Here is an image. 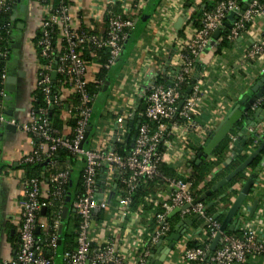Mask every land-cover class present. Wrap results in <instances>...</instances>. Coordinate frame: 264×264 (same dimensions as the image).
I'll return each mask as SVG.
<instances>
[{"label":"built area","instance_id":"built-area-1","mask_svg":"<svg viewBox=\"0 0 264 264\" xmlns=\"http://www.w3.org/2000/svg\"><path fill=\"white\" fill-rule=\"evenodd\" d=\"M59 5L55 8L51 4H35L38 9L36 19V30L41 32V36L36 42L39 48V55L48 60L45 64L39 63L35 57L34 43L31 40L32 60L35 70V89H41L46 107L39 109V114H34L31 107L26 112L24 121L17 123L15 119H8L0 114V141L2 128L5 125H16L24 132L31 134L37 138L40 143L32 140L33 148L31 153L24 156L20 163L38 162L49 152H53L56 148L61 147L74 156H81L83 159V192L75 197L72 201V208L77 217L80 219L77 230H75L76 248L71 251H64L60 255V264H147V252L144 247L155 245L158 242L165 241L170 233V226L166 221L168 214L174 210H180L182 219L197 216L203 220V224L199 227L200 237L197 241H203V236H209L211 239L215 237L219 231L220 224L216 221V216H206V207L201 203H196L190 191L189 183L186 181H174L169 184V193L166 199L159 203L158 216L155 215L156 226L149 231L148 239L143 241L138 238L143 225L140 223L144 216L141 207L135 210H129V199L121 198L114 206L119 214V220H124L125 229L124 236L126 239L137 240V246H128L118 244L114 237L116 228L115 221L108 224L109 235L105 241L96 236V231L100 228V224L94 223L93 216L98 212H107L110 210V204L106 196L109 189L116 178L117 181L124 185L128 193L132 192L141 178L151 176L155 173L156 163L159 161L157 146L162 140L164 129L161 124L171 120L174 117L175 109L180 100L179 92L172 87L163 86L157 83L155 76L148 82L142 91L145 109L144 117L149 121L158 123L160 127L152 132L148 126L143 125L136 130V137L131 142L130 150L121 156L112 149L104 150L101 147L79 149L80 143L84 139V135L89 126V120L92 115V104L95 96L87 94L86 86L89 84L87 75L90 64L87 63L82 54L76 53L75 46L83 42L93 44L97 48L103 49L106 54V61L100 65L103 70H111L117 63L122 51V44L127 39L128 30L132 29L135 22L136 13L126 15L120 11V14L107 17V28L103 35H98L93 29L89 30L88 35H80L75 33L73 24L76 18H79V12L73 14L70 7L65 4V0H57ZM115 2L117 0H111ZM7 0H0V10L5 8ZM243 3V2H241ZM111 4V3H109ZM142 5V2L134 6ZM245 10L241 13V7L237 2L220 0L215 10L205 16L203 26L196 32L195 38L187 45L189 57L184 55L182 50L184 47L179 42L175 43V67L177 71L169 72L168 76L178 84L184 80V76L192 73L194 65L203 52L211 48L209 37L225 22V18L230 13H234V21L232 22L228 34L237 38L243 24L251 25L257 17L264 16V6L257 5L256 0H248L244 2ZM137 11V10H136ZM106 16L105 11H93L91 19L93 21H102ZM190 17L183 23V26L189 21ZM57 28L59 37L58 43L52 45L51 34L53 29ZM34 37V36H33ZM33 39V38H32ZM59 42H65V47H60ZM194 46V47H193ZM207 49V50H208ZM59 54L56 63L51 65V57ZM264 33L254 40L244 53L243 60L251 63L259 62L264 59ZM1 57H6L5 53H0ZM242 65V64H241ZM53 66L55 68L53 69ZM63 75L68 78L69 87L63 89V98H67L72 94L80 96V106L75 108L76 114H71V108L67 111V116L72 115L76 119V124L71 133H63L56 137L52 136L48 126L46 114L47 108L51 107V102L55 101L53 92L50 88V75L52 72ZM262 74L264 70L261 71ZM6 71L0 74V98L5 99L7 93L4 89ZM193 95L184 100L183 106L179 111V118L190 121L199 106V87L192 86ZM138 91L139 88L135 87ZM60 100L55 102L59 105ZM264 110V98L256 100L252 105V110ZM130 113L120 116L115 124L116 143L125 142L128 134L127 123ZM188 126V124H185ZM185 125H173L170 127L169 134L179 141L178 144H169L167 157L168 162H176L177 159L192 158L193 153L187 150L184 139L181 138L185 131ZM192 125V124H190ZM248 134L253 135L256 140L264 138V117L254 126L248 129ZM250 146L241 155L251 154L254 149ZM248 154V155H249ZM186 159V160H187ZM105 168V183L101 188L97 187L95 174L97 170ZM127 174V177H123ZM112 182H108V180ZM69 181L68 172H58L50 177V183L54 184L55 189L49 192L47 200L42 199L41 183L37 179L24 180L21 184L22 202L20 205V223L18 227L19 248L15 255V259L8 264H55L53 258H46L44 251L53 252L58 244V229L61 225L60 212H53L50 221L46 220L43 225L44 237L36 239L34 232L39 226L38 214L42 208L51 206L53 200L62 198L63 187ZM45 191V192H47ZM107 192V193H106ZM102 195V197H100ZM100 197V198H99ZM261 211L264 212V194L261 198ZM146 204L154 206V201L146 199ZM184 206H188L182 209ZM247 209L241 207L239 215L246 214ZM119 222L118 220H116ZM51 232V233H49ZM259 228L253 229L247 227L242 231V235L238 237L224 235L221 237L215 251L211 254L209 261L211 264H243L249 256L253 258H264V243L259 241ZM44 238L46 243L44 245ZM139 242V243H138ZM191 242L188 239L182 244L183 253L181 255L184 264H202L204 260V250L199 248L187 249L186 245ZM92 245L95 250H92ZM209 246V245H208ZM207 246V249H208Z\"/></svg>","mask_w":264,"mask_h":264},{"label":"crops","instance_id":"crops-1","mask_svg":"<svg viewBox=\"0 0 264 264\" xmlns=\"http://www.w3.org/2000/svg\"><path fill=\"white\" fill-rule=\"evenodd\" d=\"M216 1L159 0L157 3L152 4L147 22L142 26L139 35L137 32L133 39L128 37L129 41L127 39L124 43V47L129 43L127 49L122 48L116 65L109 70L112 75L107 82L106 90H103L107 91V94L94 100L92 104V115L88 126L90 127V132L86 142L83 144L85 149L101 147L104 150H114V145L117 144L115 132L117 119L127 113H130L131 117V114L133 112L135 114L137 110V117H140L145 109L142 95L145 86L157 74L159 68H168L169 72H173L176 69L174 42L177 34L175 29L177 21L182 18L184 23L187 18H191L194 12L205 9L207 5L208 7H213ZM246 1L248 0H240L243 3ZM186 4L188 7H185ZM14 5H16V13L13 11L15 14V28L10 33L11 40L9 44L10 53L7 64V75L15 78V91L6 92L7 97L10 98L9 101L0 98V114L8 119H15L17 123H20L24 121L26 112L30 108L31 94L35 86V70L31 58V40L36 31L38 9L30 0H20L18 4L15 0ZM111 5H117L118 9L126 15H132L135 12V20L137 19L138 9L145 6L144 3L139 8L138 6H134V0H117L115 2L111 0H71V13L79 12V18L75 19L73 27L78 29L82 25L87 30L93 29L96 34L103 35L107 28V16L104 15L102 21H93L90 16L93 11L97 12L99 9L106 13L107 8ZM20 6L23 7L22 11L19 10ZM20 25H22V28L19 27ZM184 26L182 25V28ZM262 33H264V16L257 17L249 29L238 36L230 48L223 49L220 54H215L216 48L214 43H211L210 49L202 53L192 72V80L199 87L200 107L195 111L191 120L188 121V126L185 125L186 128L181 136L182 139H192L194 145L198 147L204 145L207 136L225 121L226 117L235 107H238L241 111L243 110V106L239 105V102L245 96L252 97L258 92L257 90L253 93L251 89L262 75L261 71L264 70V59L259 62L249 63L243 60V56L248 46L261 36ZM221 34H223V31ZM158 60H160V63H158ZM100 65L96 62L90 64L86 78L89 84L97 79L98 73L102 70ZM135 87H138L139 90L136 91ZM263 97L264 94L258 99H262ZM259 110L264 111L263 109ZM256 111L258 110L253 111L250 105L247 112L242 114V117L239 118L232 129L236 128L237 132L235 134L231 132L228 134L231 140V147L227 152V158L232 156L235 153L234 150L239 149L238 147H240L239 155L246 151L244 150V145L248 136V129L251 127L247 125V121H250V118H253L255 124L260 121L255 116ZM61 118L62 120H67L68 116L64 115ZM6 126H4L1 132L0 141V264L10 263L16 252L15 248L17 247L18 227L20 223V205L22 202L21 184L24 181V173L17 165L33 149L32 139L28 134L22 132L16 125H10L15 126L13 130L6 128ZM239 129L242 130L238 131ZM175 141L177 142L176 144L179 143L177 139ZM249 153L250 151L247 155ZM76 157L79 160L76 165L82 169L83 159L79 155ZM186 159L181 158L177 159L176 162L168 163L176 167L178 166L179 172L187 176L188 171L186 173L185 166L194 160V155L192 158ZM74 170V168L71 169V171ZM247 172L249 173L250 171L247 170ZM104 177L105 175L103 174L101 179L102 185L105 183ZM211 179H213V176ZM108 182L112 181L109 179ZM41 189L43 193L48 190V186L45 183H41ZM168 193L169 189L143 200L144 202L146 199H151L154 201L156 208L145 202L144 204L150 210L144 211L141 208L142 214L145 215L140 220L141 225H143L141 229L144 230L138 235V238L142 239L140 240L141 244L148 239L149 231L153 229L151 222L156 214L155 210L159 209V203L166 199ZM263 194L264 160L261 163L260 171L255 179L251 193L242 204L247 209V213L239 215V217L235 216L230 223L234 226L237 221L239 222L236 230L239 233H242L247 227L253 229L259 228L258 238L260 242L264 243V212L261 211L260 206ZM109 195L110 193L106 196L107 200ZM234 198L230 200L228 208ZM254 200L258 201V205L254 214L249 216V211ZM114 206L112 205L109 211L103 212V221L102 224L100 223V228L95 232L96 236L101 238L102 242L105 241L110 233L108 232V224L115 221L114 237L116 242L118 244H125L127 247L137 246L136 239L125 238V222L124 220H119V214L114 209ZM172 212L168 216H174L175 214L170 215ZM176 214L180 215L179 212ZM43 220V217H39L38 219L39 226L37 229L40 232H43ZM182 220V217H180V220L176 224L177 229L180 228ZM191 225L186 226L184 234L173 243L172 249L162 264H184L181 257L183 242L185 239L197 241L201 235L198 231L199 228L194 229ZM158 243L162 248H168L171 244L168 240ZM149 248L150 250L147 252V264H149V260L152 257H160L163 254V251L155 252L156 244L149 245ZM249 258L250 260L246 261L247 263L245 262V264H264V258H253L251 256Z\"/></svg>","mask_w":264,"mask_h":264},{"label":"trees","instance_id":"trees-1","mask_svg":"<svg viewBox=\"0 0 264 264\" xmlns=\"http://www.w3.org/2000/svg\"><path fill=\"white\" fill-rule=\"evenodd\" d=\"M8 3L6 4L5 8L0 10V53H5L6 57L0 56V74L3 71H6L7 74V64L9 60V53H10V33L15 28V21L13 19V8L15 0H7ZM34 4H51L53 7H57L59 5V1L57 0H30ZM159 0H134V3L137 4L139 2L144 3V8L138 9V15L137 19L134 22V26L131 30L127 32V39L129 41L130 39H133L134 36L138 35L141 31L142 26L147 22V19L149 17L152 4L157 3ZM220 0H217L215 2V5L213 7H208V5L205 7V9H202L201 11L194 12L189 21L186 23V25L177 32L175 42H174V48L175 43L179 42L183 48L182 52L184 55L189 57V50L187 49V45L192 42V40L195 38L194 32L198 31L204 23L205 16L213 12L219 3ZM224 2L227 1H234L237 2L240 7L242 8L244 6V3H241L240 0H223ZM257 5L260 7L264 6V0H256ZM65 4L68 6H71V0H65ZM185 7H188L187 4ZM120 14V10L118 9L117 5H111L106 10V16L108 18H111L112 16ZM228 16V15H227ZM227 16L225 18V22H227ZM234 19L232 20V22ZM230 23V25L232 24ZM249 24H243L242 29L239 32V36L246 32L249 29ZM57 28L53 29V33L51 34V43L52 45H55L58 43L59 37L57 33ZM75 33L80 35H88L89 30L85 29L82 25L78 27V29L75 30ZM228 29L223 31V34H221L216 40L213 39L212 34L209 37V44L214 43L216 52L215 54H220L223 49L230 48L232 43L236 38L229 36ZM41 36V32L39 30H36L34 33V37L32 39L34 43V49H35V57L38 60L39 63L45 64L48 62L47 59L41 57L39 55V48L36 46V42ZM129 37V38H128ZM125 40V42L127 41ZM124 42V43H125ZM124 43L122 44L123 49H127V46L129 43L124 47ZM60 47H65V42H59ZM194 47V46H193ZM209 45L207 46L208 49ZM206 49V50H207ZM76 53H81L84 60L92 64L94 62L99 64H104L106 61V54L103 49L97 48L93 44L83 42L82 44L75 46ZM59 54H54L53 57H51V65L55 64L57 61V57ZM264 56V54H263ZM159 61V62H158ZM157 62L160 63V60ZM162 62V61H161ZM164 62V60H163ZM250 63V62H249ZM158 65V64H157ZM196 65H194V68ZM193 68V70H194ZM192 70V72H193ZM177 71V68L175 69ZM169 69L168 68H159L157 70V74L155 76V79L157 83L163 85V86H169L172 88H175L179 92V98L180 100L186 99L193 95V89L191 86L192 81V73L189 76H184V80L178 84H176L173 81V78L168 76ZM111 71L107 70H101L98 75L97 79L86 86V92L89 96H95V100L102 97L103 95L107 94V91H103V88L111 78ZM68 78L63 75L55 74L54 77H51L50 75V88L53 92V97H55V101L51 102V107H48L46 118L48 122L49 129L51 131L52 136H60L64 132L65 133H71L75 127L76 119L72 118V115L76 114V111L74 110L78 106H80V96L78 94H72L68 96L67 98H63V89L66 87H69L67 84ZM31 102L30 107L31 111L34 114H39V109H44L46 107L44 102V96L41 91V89H35L31 94ZM264 98V97H263ZM60 100L59 105H55V102ZM179 100V101H180ZM71 108V114L67 120H62V116L67 115V111H69ZM177 108V107H176ZM138 110L135 112L134 120L131 121L128 120L127 123V130L128 134L126 136L125 142L122 144H115L114 145V152L117 154H120L121 156L125 155L130 150L131 145V137L134 132V128L137 125L138 127H141L143 125L148 126V128L154 132L160 125L158 123H155L154 121L147 120L144 115L142 114L140 117H137ZM141 114V112H140ZM191 120V118H190ZM131 123V125H130ZM188 121L184 119L179 118V112L175 109L174 117L171 120L165 121L161 124L162 128L164 129V136L162 140L158 143L157 150L159 155V161L156 163V170L155 173L151 176H146L144 178H141L138 181V184L136 188L128 193L126 187L122 184H120L116 178L113 179L112 186L109 189V198L108 202L109 204L116 205L119 201V199L128 198L129 199V207L130 211L134 210L136 206H141V208L144 211L150 210L146 204H144L143 200L149 196H153L156 193L165 192L169 189V184L174 181H186L189 183L190 191L192 193V196L196 203H201L206 207V216H216V221L221 225L225 218V214L228 210V205L230 204V200L234 198L237 195V192L239 188L244 184L247 177L250 173H252L255 168L261 167V163L264 160V148L260 151V153L256 156V158L253 160V162L242 172L238 173L232 180H230L228 183H226L220 190L212 193L207 198L200 200L201 195L204 194L207 190H209L217 181L223 179L225 176H227L229 173H231L233 170H235L237 167H239L247 158V155H237L234 160L231 161L230 164L223 167V163L227 158V152L230 150L231 147V140L227 136L219 145L218 147L212 152L210 156H201L198 157V154L202 151V146H195L193 143V140L191 139H185L183 143L185 144L186 148L189 149L194 155V160L191 163H188L186 167V173L188 171V175L184 176L179 172V167L170 165L168 163V157L167 152L169 148V144H176L174 137L169 134L170 127L173 125H185ZM4 128V127H3ZM2 128V130H3ZM242 129H239L238 131H241ZM67 131V132H66ZM236 128L231 131V133L235 134ZM28 134V133H26ZM33 141H35V144L40 143L37 138H34L31 134H28ZM210 137V135L207 136V139ZM206 139V140H207ZM205 140V142H206ZM264 142V138L257 139L253 135H249L246 137V142L244 145V150H248L250 146H253L254 150L258 148L261 143ZM36 144V145H37ZM34 149V148H33ZM106 150V149H105ZM108 150V149H107ZM78 159L76 156H74L71 152L68 150L58 147L53 152H49L47 155L41 158L38 162H32V163H19L17 167L21 169L24 173L23 180H29V179H37L40 183H45L48 186L49 191H53L55 189L54 184L50 183V177L57 174L58 172H68L69 174V181L68 183L63 187L64 194L62 198L58 200H53L51 206H48L45 209L44 215L38 214L39 217H43L45 220L50 221L53 212H60V220L62 221V210L64 207L68 208V212L66 215V218L64 220V224L62 225V231L61 234H58V242L59 244L56 245L53 252L50 251H44V256L46 258H53L55 264H60V255L64 251L71 252L76 248L75 243V230H77L80 219L77 217L75 212L72 208V201L75 199L76 196L81 194L83 192V172L81 167L76 165L78 163ZM74 168V171H71V169ZM219 170V171H218ZM247 170L250 172L248 173ZM75 176H73L74 174ZM105 173V168L100 167L96 174H95V181L97 187L101 188L102 186V176ZM73 176V177H72ZM213 176V179L210 180V178ZM123 177H127V174H125ZM69 184H71V187H69ZM71 193V201L70 203H66V195L67 193ZM251 193V192H250ZM49 192H44L42 195L41 200H47L46 197L48 196ZM156 216L160 214V210L157 209ZM103 212H98L96 215L93 216L94 223L102 224L103 221ZM180 215L175 214L174 216H167L166 221L168 225L170 226V233L168 234V238L177 232V223L180 220ZM236 217H239V214H237ZM153 222V223H152ZM151 222V225L153 228L157 225L155 221V216L153 221ZM203 224V220L201 218H196L192 220V227L194 229H197ZM58 232V231H57ZM51 233V232H49ZM151 233V230H150ZM224 235L228 236H234L238 237L242 234L239 233V231L235 232H227L225 231ZM44 237V235L38 231L36 233V230L34 232V237L36 239H40ZM18 237V236H17ZM203 241H191L186 245L187 249L191 248H199L204 250V260L202 264H211L209 261V258L211 256L207 255V246L210 245L212 239L209 236H203ZM167 238V239H168ZM46 239L44 238V245L46 243ZM19 248V239L17 241V247L15 255ZM92 250H95V246L92 245ZM145 251L148 252L150 250L149 244L144 247ZM15 255L13 260L15 259ZM250 260V258H247V261ZM247 263V262H246ZM192 264V263H190ZM245 264V263H243Z\"/></svg>","mask_w":264,"mask_h":264},{"label":"water","instance_id":"water-1","mask_svg":"<svg viewBox=\"0 0 264 264\" xmlns=\"http://www.w3.org/2000/svg\"><path fill=\"white\" fill-rule=\"evenodd\" d=\"M19 2H20V0H16L17 4ZM19 10L22 11L23 7L20 6ZM244 10H245V6H243L241 8V13H243ZM13 11H15V13H16V5H14ZM13 19L15 20V14L13 15ZM233 19H234V13H230L227 16L228 21L224 22L221 26H219L217 29L214 30L213 35H212L214 40H216L220 36L222 31H225L226 29H228V30L230 29V26H231L230 23L232 22ZM182 25H183V19L180 18L175 25V29L177 32L181 30ZM19 27L22 28V25H20ZM54 68H55V66H53V69ZM54 76H55V72L53 71L51 73V77H54ZM194 82H195L194 80L191 81V86L194 85ZM107 84L108 83L106 82L103 90H106ZM4 89L6 92H14L15 91V78L7 76ZM257 90H258V92H256ZM251 92H253V93L256 92V93L252 97L245 96L239 102V105L243 106V110L241 111V110H239L238 107H235V109L226 117L225 121H223L210 134V137L204 143L202 151L198 154V157L210 156L212 154V152L218 147V145L232 131L235 124L238 122L239 118L242 117V114L247 112L249 106L250 105L252 106V104L255 102V100L264 94V73L260 76L258 81L254 83V86L252 87ZM5 100L9 101L10 98L6 97ZM184 100L185 99H182L178 102L177 108H176V110L178 112L181 110L183 103H184ZM255 116L258 117L259 120H261L264 117V111H262V110L256 111ZM134 117H135V114L133 112L131 114L130 120L133 121ZM249 120L250 121H247V125L254 126L255 122H254L253 118H250ZM130 125H131V123H130ZM6 128L13 130L15 128V126L7 125ZM137 128H138V126L136 125L134 128V132L132 134V137H131L132 142L134 141V139L136 137ZM89 132H90V127L87 128L86 133L84 135V139L79 145V149H82L83 144L86 142V140L89 136ZM243 140H244V138L241 141L242 144H243ZM238 148L239 149L234 150L235 153L232 156H230L229 158H226V160L223 163V167L230 164L231 161L234 160L235 157L239 154L240 147H238ZM263 148H264V142H262L261 145L258 148H256L251 154L247 155V158L239 167H237L235 170H233L231 173H229L223 179L217 181L209 190H207L204 194H202L199 201L207 198L212 193L221 189L226 183H228L230 180H232L238 173L245 170L253 162V160L256 158V156L260 153V151ZM258 172H259V168H255V170L249 174V176L247 177L244 184L238 190L237 195L235 196L234 200L231 202V205L229 206V208L225 214V218H224L223 222L221 223L219 231L217 232L215 237L212 239L210 245L208 246L207 255H210L212 252L215 251V249L217 248L219 241H220L221 237L223 236V234L225 233V231L235 232L237 230L239 222L237 221L234 226H232L230 223L232 222L233 218L235 216H237L242 204L247 200L248 196L250 195V192L252 190V187L254 185V182H255V179L258 175ZM69 187H71V186H69ZM70 201H71V193L68 192L66 195V203H70ZM257 205H258V201L254 200L252 202V205H251V208L249 211V216H252L254 214V211H255ZM187 207L188 206H184L182 209H185ZM179 211L180 210H178V209L174 210L170 215L176 214ZM67 212H68V208L64 207L62 210V221H61V225L58 229V234H61L62 227H63L62 225L64 224V220L66 218ZM44 213H45V208H42L40 210V214L44 215ZM196 218H197V216H193L191 218H185L182 220V222H180V228L177 229V232L172 234L167 239L168 241L171 242V244L168 246V248H162V246L159 243H157L155 252L163 251V254L160 257H152L149 260V264H162L166 260V256L169 254L170 250L172 249L173 243L175 241H177L182 234H184V232L186 230V226H190L192 224V220H194ZM37 232H38V229H36V233ZM58 244H59V242H58Z\"/></svg>","mask_w":264,"mask_h":264},{"label":"rangeland","instance_id":"rangeland-1","mask_svg":"<svg viewBox=\"0 0 264 264\" xmlns=\"http://www.w3.org/2000/svg\"><path fill=\"white\" fill-rule=\"evenodd\" d=\"M31 56H32V53H31ZM74 176H75V174H74ZM43 222H44V225H45V224H46V220L44 219ZM42 224H43V223H42Z\"/></svg>","mask_w":264,"mask_h":264},{"label":"flooded vegetation","instance_id":"flooded-vegetation-1","mask_svg":"<svg viewBox=\"0 0 264 264\" xmlns=\"http://www.w3.org/2000/svg\"><path fill=\"white\" fill-rule=\"evenodd\" d=\"M7 97V96H6Z\"/></svg>","mask_w":264,"mask_h":264}]
</instances>
